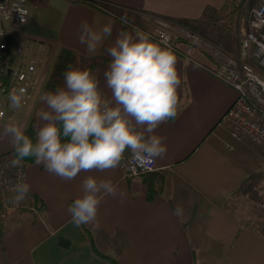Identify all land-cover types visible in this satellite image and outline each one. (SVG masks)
<instances>
[{"label":"crops","instance_id":"0c3cea01","mask_svg":"<svg viewBox=\"0 0 264 264\" xmlns=\"http://www.w3.org/2000/svg\"><path fill=\"white\" fill-rule=\"evenodd\" d=\"M98 1L106 9L81 0L31 2L27 22L12 40L34 48L39 88L33 103L25 108H10L8 98L0 96L5 112L0 119V156L14 149L11 137H3L6 124L15 123L23 131L31 115L35 125L42 123L37 117L46 107L42 88L59 49L75 53L73 67L96 62L91 69L108 99L103 73L110 57L103 49L121 31L135 35L136 30H154L156 18L175 29L184 27L178 20H186L209 49L179 40L172 50L181 85L177 116L154 133L164 137L167 146V153L155 159L154 173L163 178L161 193L148 200L144 177L127 180L119 166L81 172L66 181L42 164L28 165L25 183L30 191L23 201L27 209L8 223L18 228L0 241V264H264V236L252 230L253 216L233 205L249 176L236 160L229 128L223 122L236 93L203 68L238 55L231 52L222 32L223 23L232 24L235 18L232 7L227 0ZM85 21L97 31L105 25L112 27L111 36L95 53L87 52L79 42ZM124 154L132 153L126 150ZM90 175L111 180L124 195L104 197L95 222L77 227L68 209L83 195L82 182ZM33 196L43 201L45 210L33 204Z\"/></svg>","mask_w":264,"mask_h":264},{"label":"clouds","instance_id":"9594fccd","mask_svg":"<svg viewBox=\"0 0 264 264\" xmlns=\"http://www.w3.org/2000/svg\"><path fill=\"white\" fill-rule=\"evenodd\" d=\"M111 34L110 24L97 31L85 21L79 42L87 52L95 53ZM103 50L110 57L103 73L110 98H104L91 68L69 65L63 73V85L41 97L46 107L37 112L42 123L34 125L35 142L15 123L4 126L3 137H11L15 153L11 167L34 158L46 171L70 181L81 172L117 168L126 150L144 164L167 153L164 137L154 133L177 116L181 85L177 57L168 46V37L162 34L156 42L139 30L135 35L121 31ZM25 93V88L13 89L10 107L21 108ZM82 189L83 195L68 209L77 227L95 222L104 197L124 195L111 180L91 175L83 180ZM11 191V202L19 204L30 188L17 182ZM180 212L177 208V214Z\"/></svg>","mask_w":264,"mask_h":264},{"label":"built area","instance_id":"2783aa9c","mask_svg":"<svg viewBox=\"0 0 264 264\" xmlns=\"http://www.w3.org/2000/svg\"><path fill=\"white\" fill-rule=\"evenodd\" d=\"M33 1L38 0H0V49L6 57V66L2 72L9 77L8 84L0 87V94L8 98L6 102L9 107V94L13 89H26L21 106L25 108L33 103L39 88L38 61L30 55V46L24 43L15 44L12 40V36L27 22ZM154 24V30L145 33L156 42H160L162 34L166 35L168 46L172 50H176L179 40L193 47L209 49L208 44L193 30L175 29L159 18L154 19ZM6 35L10 36V42L5 39ZM203 68L236 93L234 102L223 116V122L230 129V136L237 140L250 138L264 145V0L250 12L247 31L240 40L237 57H229L217 65ZM3 108L0 103V119L5 117ZM12 159L14 158L11 156L1 157L0 162L10 165L7 162ZM119 168L128 179L154 172L156 164L155 161L144 164L132 154H124ZM26 169L27 165L23 161L15 168L10 165L7 171L0 168V190L6 192L10 204L14 195L12 186L17 182H26ZM255 191L260 199V208L264 211V190L255 188ZM3 201L6 202L5 197ZM252 230L264 236V226H252Z\"/></svg>","mask_w":264,"mask_h":264},{"label":"rangeland","instance_id":"374dc122","mask_svg":"<svg viewBox=\"0 0 264 264\" xmlns=\"http://www.w3.org/2000/svg\"><path fill=\"white\" fill-rule=\"evenodd\" d=\"M248 3L249 0H227V5L229 4L230 8L232 7V13L235 15V18L232 20V24L230 23L228 25L227 20L223 23L222 27L224 31L222 32H225V36L228 38L226 44H228L232 49L231 52H234L233 54L235 55L239 52L240 40L247 31L248 18L251 10L254 8H250ZM34 13L38 14L37 10H34ZM226 30L228 31L226 32ZM32 51L33 53L35 52L33 47L30 48L31 56H33ZM49 74L48 71L47 76ZM0 96L2 95L0 94ZM34 117V115H31V118ZM232 143L234 144V154L237 162L249 173L245 184L238 190L237 196L233 200V205L238 211L243 210L247 215L253 216L254 219L253 222L250 223L251 226H264V211L260 208V199L255 191V188L264 190V145L250 138H242L240 140L232 138ZM7 163H10V161ZM9 166L8 164L3 165L2 162H0V168L5 171L8 170ZM1 203H4L3 198L1 199ZM9 205L10 207L6 208L5 205L0 204V218L4 227L2 239L11 236L14 230L18 228V224L8 225V223L15 221V216L20 211H25L27 209V205L24 204L23 201L19 204L11 202Z\"/></svg>","mask_w":264,"mask_h":264},{"label":"trees","instance_id":"16d2710c","mask_svg":"<svg viewBox=\"0 0 264 264\" xmlns=\"http://www.w3.org/2000/svg\"><path fill=\"white\" fill-rule=\"evenodd\" d=\"M80 1V0H79ZM81 1H85V2H89L92 3L96 6H100L104 9H106V6L104 4H102L100 1L98 0H81ZM262 0H249V7L253 8L256 7ZM178 23L181 26H184V28L192 30L193 25L186 21V20H178ZM5 55L3 53V51L0 49V87H3L5 85L8 84V76L6 74H4L2 72V70L5 68L6 66V59H5ZM76 60V55L74 52L67 50V49H59L58 52L55 55V61L53 63V66L51 67L50 71H49V75L46 79V82L42 88V93L44 94L45 92H49V91H54L57 87H59L61 85V83L63 82V73L64 71L67 69V67L69 65L73 66ZM96 65V62H93L91 64H89V68H92ZM35 125V119L31 118L27 124V126L24 128L23 132L29 136L34 142L36 139V131L37 129L34 127ZM6 156H11L13 158H15V153H14V149L4 155H2L1 157H6ZM0 157V158H1ZM24 163H26V165H32L35 162L34 158H26L24 161ZM142 177H144V182L145 185L147 187V199L148 200H152L153 197L159 196L161 193V184H162V176L158 173H147L142 175ZM129 179V178H128ZM127 179V180H128ZM6 192L1 191L0 190V204L1 205H5L6 208L10 207V202H9V198H7V196L5 195ZM5 197L6 202L5 203H1V199ZM33 203L35 206L38 207L39 210H45L46 206L43 203L42 200H40L37 196H33ZM3 225L1 223V218H0V241L2 239V234H3ZM91 241V247L93 249V251L97 254L100 255L99 252L95 249L93 241ZM61 245L65 248L68 247L67 243H62L60 242Z\"/></svg>","mask_w":264,"mask_h":264},{"label":"water","instance_id":"95a60500","mask_svg":"<svg viewBox=\"0 0 264 264\" xmlns=\"http://www.w3.org/2000/svg\"><path fill=\"white\" fill-rule=\"evenodd\" d=\"M5 39L7 40V42H10V36L9 35H6Z\"/></svg>","mask_w":264,"mask_h":264}]
</instances>
